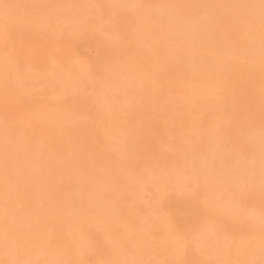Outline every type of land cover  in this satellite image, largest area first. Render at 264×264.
<instances>
[{
	"label": "bare ground",
	"instance_id": "1",
	"mask_svg": "<svg viewBox=\"0 0 264 264\" xmlns=\"http://www.w3.org/2000/svg\"><path fill=\"white\" fill-rule=\"evenodd\" d=\"M108 29V70L59 52ZM262 33L264 0H0V45L41 49L25 73L0 58V93L50 97L34 127L0 117V224L23 237L0 264H78L95 241L100 264H264ZM210 84L218 98L177 92ZM96 129L121 139L93 152ZM172 197L194 212L189 239Z\"/></svg>",
	"mask_w": 264,
	"mask_h": 264
},
{
	"label": "rangeland",
	"instance_id": "2",
	"mask_svg": "<svg viewBox=\"0 0 264 264\" xmlns=\"http://www.w3.org/2000/svg\"><path fill=\"white\" fill-rule=\"evenodd\" d=\"M30 7L31 6L28 7L29 11H32L30 13L36 18L38 15H36L35 13L39 11V8L37 7V5H32V7ZM130 18L132 19L133 15L127 13L120 15L119 19L126 20ZM111 35L112 33L109 31V29L100 31L99 33H88L85 36L80 35L79 37H76L75 39L69 41L70 47L68 50L71 49L70 51L67 50L66 52L62 50L59 46V52L62 55H68L70 60H73L74 62H80L81 60H83L88 67H90L91 69H93V71L99 74L100 68L102 70H108L107 68H109V66L113 67L117 64L116 61L118 59L115 54L116 47L113 46V44H109V42L107 43L104 40L105 38H110ZM236 35L239 34L236 33ZM259 39L264 48V33L260 35ZM49 44L50 46H53L52 48L56 46L55 44H51L50 42ZM56 47L58 48V46ZM39 53H41V49L34 44L27 46L25 51L13 50L7 44L0 45V58L8 61L11 65H14L20 72L24 73L27 71L29 65L32 66V62L40 58ZM67 63L68 62L66 61L62 62V65H66ZM30 73L33 74V72ZM159 78L161 79V76ZM98 83L99 81H95L96 86H98ZM177 92L183 98H193L200 96L218 98L222 93V89L219 86L211 84L206 86L194 85L183 86ZM49 98L50 97L48 96L46 91L42 89L23 94L16 91H10V88H8L3 93H0V117H4L8 121L18 122L24 127L33 126L29 124L32 120L33 111L37 109L40 105H42V103L49 101ZM119 120L123 121L122 118H120ZM90 122L91 120L89 119L87 123L89 124ZM79 128V126H74L72 129L73 132L71 131L73 137L77 138L78 140V131H80ZM95 131L96 132L90 136L91 146L93 145L91 150L93 152L103 150L108 146L107 143H112L113 141L121 139V134L115 130H108L107 133H105L107 134V139L106 136L103 137L104 135L100 133L99 129H96ZM97 133H100V136L97 135ZM96 135L98 138L96 137ZM154 199L155 198L153 195H150L148 198L150 202H153ZM165 217L169 222L170 228L176 235L183 237L184 239H189L192 231V223L194 221V212L191 208H189V205L184 200L176 197L169 198L165 204ZM215 222L216 219L213 216H210L208 219V223L214 224ZM0 225V243L10 242L15 250L21 249L23 247V237L21 235L10 236L9 234H6L5 236V231L3 230L4 228L2 227V224ZM225 230L232 231V227L230 225H228L227 227L225 226ZM28 243L29 245H27V250L31 253L36 249V245H33V242L31 241H29ZM100 254V244L98 241H95L93 244V249L90 252L86 253L80 259L78 264H100ZM161 256H163L164 258H168L169 255L166 251H163L161 252ZM42 263V259L36 261V264ZM188 264L199 263L195 262L190 258Z\"/></svg>",
	"mask_w": 264,
	"mask_h": 264
}]
</instances>
